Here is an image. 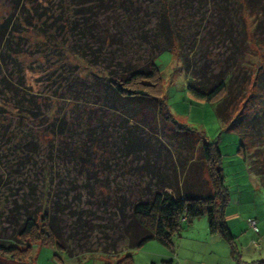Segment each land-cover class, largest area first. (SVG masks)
<instances>
[{"label": "trees", "instance_id": "16d2710c", "mask_svg": "<svg viewBox=\"0 0 264 264\" xmlns=\"http://www.w3.org/2000/svg\"><path fill=\"white\" fill-rule=\"evenodd\" d=\"M12 4L0 23V264H26L38 240L66 251L62 217L72 234L90 233L106 209L125 250L151 239L171 250L182 224L205 216L234 264H264L241 260L218 147L173 120L155 64L176 53L188 91L214 106L264 186V65L247 58L250 44L264 50V0ZM24 56L46 63L25 68Z\"/></svg>", "mask_w": 264, "mask_h": 264}, {"label": "rangeland", "instance_id": "374dc122", "mask_svg": "<svg viewBox=\"0 0 264 264\" xmlns=\"http://www.w3.org/2000/svg\"><path fill=\"white\" fill-rule=\"evenodd\" d=\"M12 7V0H0V23L10 16ZM248 23L249 20H247ZM247 58L252 62V68H255L259 63L264 65V50L250 44ZM20 60L25 68L39 64L44 66L46 63L43 58L36 62L29 56H24ZM155 64L158 68L163 101L173 120L177 125H186L195 130L203 136L204 140L216 143L218 147L223 174V188L226 192L224 211L227 217H225L226 221L230 223L231 233L235 236L234 240L238 246V254H240L241 260H264V186L261 185L259 178L249 171L248 166L237 153L239 141L237 135L221 126L212 104L206 103L188 91L189 78L185 75L182 62L176 53L172 51L162 52L155 59ZM2 73L12 81L11 76L14 74L10 76L6 67ZM26 77L27 82L36 84L35 87L40 91L49 92L51 90L53 92L54 86L44 80L45 76L27 71ZM38 83L39 85H37ZM175 127L176 125L172 126L173 129ZM109 211L111 209L94 213V215H103V219L94 217L91 223L94 224V228L92 227L90 233L86 230L82 233L72 234L68 227L69 220L63 216L64 233L62 240L65 245L64 248L69 254L58 249L55 245L49 246L38 240L33 242L25 263L103 264L106 262L113 263L117 258L130 254L132 264H199V262H207L210 259L215 264H228V260L234 264L231 247L227 241L222 239L220 243L214 244V248H210L209 251L203 250L196 254L192 246L200 248L204 243H197L196 241L189 243L185 240L182 244L181 237L175 236L172 237L173 247L171 250L167 248L165 250V247L155 239L148 240L139 248L125 250L124 243L119 242L115 236L117 231L114 227L115 222L108 220L110 217L113 220L112 215L107 216ZM230 213L234 215L230 217ZM249 220L255 221L258 235L253 234L254 231L248 225ZM201 221L202 226H204L203 222H207L206 217L195 218L197 224ZM186 223L182 224V230L179 233L182 237L188 236L190 238V234L184 231L188 226ZM199 228L201 227H198V230ZM113 242H115L114 247H111ZM163 250L168 252V255Z\"/></svg>", "mask_w": 264, "mask_h": 264}, {"label": "crops", "instance_id": "0c3cea01", "mask_svg": "<svg viewBox=\"0 0 264 264\" xmlns=\"http://www.w3.org/2000/svg\"><path fill=\"white\" fill-rule=\"evenodd\" d=\"M231 215H234V214L230 213L229 216L232 217ZM225 216L226 215H225V211H224V217ZM226 217H225V221H226ZM226 223L230 227V223L228 221H226ZM186 224H188V226L185 228L184 231L188 232L191 237L190 236H189L190 238H188V236L182 237L181 233H179L177 238L181 237L180 240L182 239L181 240L182 244L185 240L189 241V243L194 242V241H196L197 243H199V242L204 243L203 246H201L200 248L198 246L197 247L192 246V247H194V250H195L194 253L195 254L198 252H202L203 250L209 251L210 248H214V244H218V242L220 243V241L222 239V237L217 233H215V234L209 233L207 222H203L204 226H202V221L197 224V222H195V219H193ZM198 227H201V228H199V230H198ZM181 230H182V228H181ZM219 245L222 246L221 244H219ZM161 249H163V248H161ZM164 249L166 250V248H164ZM165 250H163V251L165 252ZM165 254L168 255V252H165ZM211 256H213V255H211ZM211 256H210V258H211ZM171 259L172 258H170V260ZM199 264H215V263L212 259H210L207 262H205V261L199 262ZM225 264H227V263H225ZM228 264H232L230 260H228Z\"/></svg>", "mask_w": 264, "mask_h": 264}, {"label": "built area", "instance_id": "2783aa9c", "mask_svg": "<svg viewBox=\"0 0 264 264\" xmlns=\"http://www.w3.org/2000/svg\"><path fill=\"white\" fill-rule=\"evenodd\" d=\"M249 225H250L254 230H256L255 223H254L253 220L249 221Z\"/></svg>", "mask_w": 264, "mask_h": 264}]
</instances>
